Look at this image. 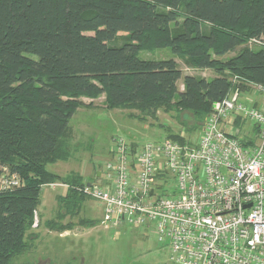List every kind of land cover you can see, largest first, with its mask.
<instances>
[{"label":"trees","instance_id":"obj_1","mask_svg":"<svg viewBox=\"0 0 264 264\" xmlns=\"http://www.w3.org/2000/svg\"><path fill=\"white\" fill-rule=\"evenodd\" d=\"M120 35L126 41L110 45ZM252 39L261 47L241 46ZM162 48L215 76L183 75L174 59L137 57ZM245 83L264 85V0H0V175L6 169L21 181L0 191V264L31 251L44 187H67L57 220L79 213L87 182L46 167L70 159L69 122L83 107L80 97L104 95L109 110L150 118L174 100L202 114ZM57 220L45 226L69 227Z\"/></svg>","mask_w":264,"mask_h":264},{"label":"built area","instance_id":"obj_2","mask_svg":"<svg viewBox=\"0 0 264 264\" xmlns=\"http://www.w3.org/2000/svg\"><path fill=\"white\" fill-rule=\"evenodd\" d=\"M244 86L252 93L213 104L191 145L113 137L99 178L81 190L100 206L101 227L150 231L174 264H264V85ZM243 122L254 138L240 137ZM20 185L2 171L0 191Z\"/></svg>","mask_w":264,"mask_h":264},{"label":"rangeland","instance_id":"obj_3","mask_svg":"<svg viewBox=\"0 0 264 264\" xmlns=\"http://www.w3.org/2000/svg\"><path fill=\"white\" fill-rule=\"evenodd\" d=\"M124 41L126 36L120 35L110 45H120ZM241 46L249 49L261 47L250 41ZM233 55L230 53L219 60H227ZM137 57L150 61L174 59L183 75L205 79L215 76L211 70L193 69L185 57L175 56L167 48L143 49ZM177 86L179 91L183 90L182 80ZM248 92L252 93L250 89ZM79 100L83 107L78 108L69 122L72 135L71 158L66 163L48 165L46 169L61 176L78 172L86 177L87 183L93 182L96 174L102 171L113 137L142 145L178 136L191 145L209 114H195L181 109L176 106V100L169 107L157 110L153 118L143 116L131 108L109 110L104 95L96 98L80 97ZM241 124L244 132H241L240 137L254 138L255 129L249 123ZM66 190L67 187L42 189L39 207L45 204L36 212L37 226L31 230L32 236L36 237L32 240L34 247L28 255L16 259L12 264H174L169 260L167 248L160 246L146 229L137 230L127 226L115 230L103 229L100 225L101 208L87 197L81 202L77 215H65L63 219L57 220L58 213H64V210L58 208L57 198L65 196ZM51 220L69 226L67 239L59 238V232L45 226V222ZM81 220L92 221L94 225L84 226Z\"/></svg>","mask_w":264,"mask_h":264},{"label":"crops","instance_id":"obj_4","mask_svg":"<svg viewBox=\"0 0 264 264\" xmlns=\"http://www.w3.org/2000/svg\"><path fill=\"white\" fill-rule=\"evenodd\" d=\"M70 158H71V156H70ZM69 161V160H68ZM68 161H66V162H68ZM66 162H62V163H66ZM59 163V162H58ZM74 174H76V175H78V176H80V177H82V179H83V182L85 183L86 181H85V179H86V177H84V175H81L80 173H75V172H73ZM54 174H56V173H54ZM56 175H58V174H56ZM69 175H71V174H69ZM69 175H65V176H61V175H58V176H60V177H66V176H69ZM56 184H61V183H56ZM61 185H63V184H61ZM62 187H65V186H62ZM62 187H58V188H62ZM45 188V187H44ZM55 188H57V187H55ZM48 189H51V190H54V188H49L48 187ZM59 197H63V196H59ZM48 198H49V196H48ZM49 200V199H48ZM45 204V203H44ZM44 204H43V206H41L42 208L44 207ZM40 206V205H39ZM38 206V209H37V211L41 208V207H39ZM37 214V213H36ZM35 218H36V215H35ZM69 232V229H66L65 231H63V232H59V233H57L58 235H59V238H61V239H67L69 236H66L67 235V233ZM30 234H32V232H30ZM71 235V234H70ZM36 237L35 236H32V240L33 239H35ZM37 238H38V236H37ZM31 243H32V241H31ZM32 247H34L33 246V244H32ZM30 253V252H29ZM29 253H27L26 255H28ZM26 255H24V256H26ZM23 257V256H22Z\"/></svg>","mask_w":264,"mask_h":264},{"label":"water","instance_id":"obj_5","mask_svg":"<svg viewBox=\"0 0 264 264\" xmlns=\"http://www.w3.org/2000/svg\"><path fill=\"white\" fill-rule=\"evenodd\" d=\"M99 176H100V174H99V173H97V174H96V178H99Z\"/></svg>","mask_w":264,"mask_h":264}]
</instances>
